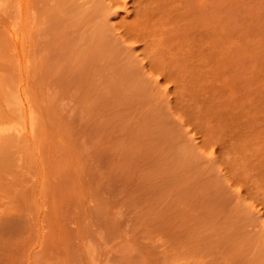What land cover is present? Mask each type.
<instances>
[{
	"label": "rangeland",
	"instance_id": "1",
	"mask_svg": "<svg viewBox=\"0 0 264 264\" xmlns=\"http://www.w3.org/2000/svg\"><path fill=\"white\" fill-rule=\"evenodd\" d=\"M0 264H264V0H0Z\"/></svg>",
	"mask_w": 264,
	"mask_h": 264
},
{
	"label": "bare ground",
	"instance_id": "2",
	"mask_svg": "<svg viewBox=\"0 0 264 264\" xmlns=\"http://www.w3.org/2000/svg\"><path fill=\"white\" fill-rule=\"evenodd\" d=\"M13 125H14V124H13ZM18 125H19V124L16 125V128H17V127H20V126H18ZM2 128H5V127H2ZM8 128H15V127H11V126L9 127V126H7L5 129H8ZM16 128H15V129H16ZM22 128H23V126L21 127V129H20V128L18 129L19 132H24V131H22V130H24V129H22ZM18 130H17V131H18ZM20 130H21V131H20Z\"/></svg>",
	"mask_w": 264,
	"mask_h": 264
}]
</instances>
